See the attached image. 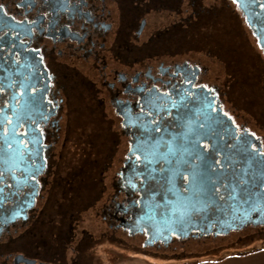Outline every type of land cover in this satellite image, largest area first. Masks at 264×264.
<instances>
[{
  "label": "flooded vegetation",
  "instance_id": "1",
  "mask_svg": "<svg viewBox=\"0 0 264 264\" xmlns=\"http://www.w3.org/2000/svg\"><path fill=\"white\" fill-rule=\"evenodd\" d=\"M0 5V83L7 85L0 106L7 103L14 124L20 113L34 121L24 162L0 178V264H97L98 242L127 246L116 232L154 249L220 246L238 234L226 241L231 246L264 234V205L249 210L213 201L178 220L138 202L142 163L132 149L149 97L173 113L181 97L207 98L188 107L222 139L201 147L236 144L243 135L264 153V49L236 0ZM240 22L254 55L241 50ZM16 82L31 87L22 95ZM98 218L99 231L85 226Z\"/></svg>",
  "mask_w": 264,
  "mask_h": 264
},
{
  "label": "snow or ice",
  "instance_id": "2",
  "mask_svg": "<svg viewBox=\"0 0 264 264\" xmlns=\"http://www.w3.org/2000/svg\"><path fill=\"white\" fill-rule=\"evenodd\" d=\"M69 2L57 0L61 9ZM6 87L0 83V93ZM12 87H22L25 91L21 94L24 95L31 86L16 82ZM29 99L34 101L35 98L29 96ZM186 99L187 103L184 97L179 104L173 103L175 113L167 107L159 109L158 99L149 97L143 101L140 115L145 119L138 124L139 136L135 137L132 149L142 163L138 175L143 199L138 202L148 213L162 219L175 216L178 220L196 211L198 205L207 208L213 201L230 208L247 206L249 210L264 205V153L243 135L236 137V144L212 143L210 148L201 147L204 140L222 137L218 136L212 122H201L188 107V104L202 107L207 98L196 100L189 94ZM7 107V103L0 106V178L5 169L14 173L16 166L24 162L31 143H25L27 126L34 123L31 116L25 119L20 113L15 114L14 124L7 116ZM209 110H212L210 102ZM163 116L174 118L164 123ZM21 125L25 126L23 134L18 132Z\"/></svg>",
  "mask_w": 264,
  "mask_h": 264
},
{
  "label": "rangeland",
  "instance_id": "3",
  "mask_svg": "<svg viewBox=\"0 0 264 264\" xmlns=\"http://www.w3.org/2000/svg\"><path fill=\"white\" fill-rule=\"evenodd\" d=\"M239 41L241 42V50L243 53L248 54L249 52L255 53L254 48H252L251 43L253 37L250 34L248 27L243 23H239ZM251 45V46H250ZM256 46V44H255ZM257 47V46H256ZM258 48V47H257ZM249 53V54H251ZM202 56V55H199ZM243 67V66H242ZM264 76V73L262 74ZM247 94V92H245ZM248 95V94H247ZM88 217V215H86ZM90 217V216H89ZM93 217V216H92ZM95 217H93L94 219ZM86 221H89L87 219ZM92 222V224H91ZM86 222L85 226L88 228H92L94 232L99 231L101 228V223L98 220ZM244 234H248L247 232H243ZM242 234V233H240ZM242 234L241 236H243ZM116 235L119 237L125 238L127 246L124 244H119V242L114 241L113 243L104 241L98 242L95 247V253L97 255V264H136L139 260H147V261H154V262H165V263H173V262H181L187 260H200V259H214L219 256L229 255L230 253L241 251V250H248L251 248H264V234L254 235L251 241H247L245 243H239L236 245L229 246L227 244V240L233 241L238 234H231L229 236L230 239L221 240L220 246H214L212 244H199L196 242L187 243L186 246L172 248H160L154 249V247H142L140 243L139 237L138 239L128 238L121 232H116ZM225 243V244H224ZM166 254L168 257H164ZM172 254H184L179 256H173ZM163 255V256H162Z\"/></svg>",
  "mask_w": 264,
  "mask_h": 264
},
{
  "label": "water",
  "instance_id": "4",
  "mask_svg": "<svg viewBox=\"0 0 264 264\" xmlns=\"http://www.w3.org/2000/svg\"><path fill=\"white\" fill-rule=\"evenodd\" d=\"M239 7L246 15L248 25L253 28V32L259 40V44L264 49V4L263 1L253 0V11L251 9L252 0H236Z\"/></svg>",
  "mask_w": 264,
  "mask_h": 264
},
{
  "label": "crops",
  "instance_id": "5",
  "mask_svg": "<svg viewBox=\"0 0 264 264\" xmlns=\"http://www.w3.org/2000/svg\"><path fill=\"white\" fill-rule=\"evenodd\" d=\"M136 264H170V263L139 260V262H137ZM178 264H188V263H178ZM189 264H264V248L243 255H237V254L225 255L220 260H205V261H201L197 263H189Z\"/></svg>",
  "mask_w": 264,
  "mask_h": 264
},
{
  "label": "trees",
  "instance_id": "6",
  "mask_svg": "<svg viewBox=\"0 0 264 264\" xmlns=\"http://www.w3.org/2000/svg\"><path fill=\"white\" fill-rule=\"evenodd\" d=\"M260 248H251V249H248V250H241V251H236V252H233V253H230V254H237V255H243V254H247V253H250V252H254V251H257L259 250ZM224 257L223 256H219L217 258H214L212 260H220ZM207 259H198V260H187V261H181V262H173V263H170V264H178V263H197V262H201V261H205ZM208 260H211V259H208Z\"/></svg>",
  "mask_w": 264,
  "mask_h": 264
}]
</instances>
